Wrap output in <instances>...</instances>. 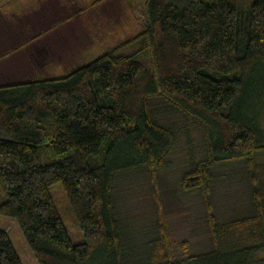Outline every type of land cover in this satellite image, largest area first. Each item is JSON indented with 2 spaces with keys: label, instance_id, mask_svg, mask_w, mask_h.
Returning a JSON list of instances; mask_svg holds the SVG:
<instances>
[{
  "label": "trees",
  "instance_id": "trees-1",
  "mask_svg": "<svg viewBox=\"0 0 264 264\" xmlns=\"http://www.w3.org/2000/svg\"><path fill=\"white\" fill-rule=\"evenodd\" d=\"M143 12V30L69 73L0 86V213L17 220L39 264H264L255 259L264 249V174L255 162L264 150V0H145ZM153 97L204 132L206 158L190 161L179 187L201 194L214 242L212 169L246 164L253 214L227 225L239 246L172 260L157 210L142 255L116 217L115 177L144 167L154 179L175 145V132L154 119ZM58 182L82 242L58 215L50 193ZM0 264H23L1 228Z\"/></svg>",
  "mask_w": 264,
  "mask_h": 264
},
{
  "label": "rangeland",
  "instance_id": "rangeland-1",
  "mask_svg": "<svg viewBox=\"0 0 264 264\" xmlns=\"http://www.w3.org/2000/svg\"><path fill=\"white\" fill-rule=\"evenodd\" d=\"M26 1L23 8H28L30 15L40 12L39 9L43 10L45 5H49L50 12L52 8L59 7L56 14L51 15L52 22L60 18L64 19L65 17L61 16L64 14L63 11L69 14L76 10L78 13V16L65 18L64 22L53 26L51 24L52 28H48V34L42 40H38V44L43 45L45 50L44 57L43 49L40 46L35 48L33 43L27 44L24 50H21V58L14 56L11 67L14 68L16 65L18 69L22 68L24 74L29 71L28 77L34 71L35 75L68 72L77 66L78 61H91L113 45L134 37L146 25L143 12L145 0H103L96 7L91 3L94 0H42L41 5H38L40 2L37 0H34V3ZM78 3L83 10L88 9L80 11L77 7ZM37 6H40L38 10ZM16 19L6 23H14L17 26L20 19ZM125 50L129 49L125 48ZM30 51L34 52L35 59L28 61L32 54ZM49 59L53 60V63H47L46 68L43 69L44 60L47 62ZM151 102L155 121L170 127L175 132V145L165 167L156 169V179H152L144 167L120 172L115 177L112 191L116 217L124 229H127V234L131 235L132 244L137 245V251L142 255L149 251L148 243L157 234L155 227L158 219L157 210H159L169 233V251L172 260H183L189 253L200 254L211 249L222 250L224 247L230 249L239 246L234 241V230H230L227 225L232 220L253 214V202L250 196L253 184L250 182V173L246 164L241 160L222 163L212 169L216 179L211 202L218 230L214 242L207 217L208 212L201 194L185 193L179 187L181 174L189 168L190 161L196 162L206 158L204 132L192 120L170 110L161 98L153 97ZM262 126L264 128V118ZM261 137L264 138V129ZM255 162L257 170H261L263 175L264 150L255 155ZM257 170L255 169V173L259 176L261 173ZM2 187L0 183V201L7 198V192ZM50 193L69 237L74 243L84 241L81 225L72 210L63 184L55 183ZM0 228L8 233L23 264H39L15 218L0 213ZM184 240L189 243L186 254L181 246ZM256 258L264 259V249L259 250Z\"/></svg>",
  "mask_w": 264,
  "mask_h": 264
},
{
  "label": "crops",
  "instance_id": "crops-1",
  "mask_svg": "<svg viewBox=\"0 0 264 264\" xmlns=\"http://www.w3.org/2000/svg\"><path fill=\"white\" fill-rule=\"evenodd\" d=\"M29 1L34 3V0ZM41 1L42 0H37V2H40L38 3V5H41L43 3ZM101 1L103 0L92 1L91 3L94 4L92 6L96 7L100 5ZM26 2V0H6L0 3V86L2 87L7 85H13L15 83L26 82L28 80H35L37 79V77L59 76L62 74H66L69 73L70 70L81 65V63H84L78 61L76 63L77 66L71 68L68 72L65 73L59 71V73L54 72V74L51 75H49V73L51 72H48V74L44 73L35 75L34 71V73L32 74L30 73L31 76L29 77L27 76L29 74V71L25 72L26 74H24L22 68L18 69V66L16 65L14 66V68L11 67V63H13L11 60L14 58V56H17L19 58L21 55L22 57V54H20V52L21 50H24L25 46L29 43H33L32 45H34L35 48H38V46H40L43 49L42 56L44 57L45 50L43 48V45L38 44V40H42L43 37L48 34V28H52L53 24L64 22V19L68 18L69 16H78L76 10L72 11L73 13L75 12L74 14H71L72 12L66 14V11H63L64 14H62L61 16L65 18H60L52 22L51 15L56 14V12L59 10V7L52 8V12H50L49 5H45L43 6V10L39 9L40 12H34L31 13L32 15H30L29 9L23 8L26 5ZM46 4H48V2H46ZM38 7L40 6H37V10ZM77 7L80 8V11H85L88 9L86 8L83 10V8L80 7L79 3L77 4ZM20 10L23 11L21 12ZM15 17L20 19L17 23V26H15L14 23H6L12 19L17 20ZM44 22L46 24H44ZM30 52L32 54L29 57L28 61H30L32 58L35 59L33 56L34 52ZM44 62L45 63H43L42 65L43 69L44 67L46 68L47 63H53V60L49 59L47 62L44 60ZM30 65L32 67L33 62ZM4 69H6L7 71H5Z\"/></svg>",
  "mask_w": 264,
  "mask_h": 264
}]
</instances>
